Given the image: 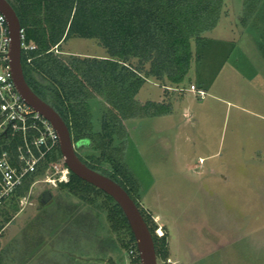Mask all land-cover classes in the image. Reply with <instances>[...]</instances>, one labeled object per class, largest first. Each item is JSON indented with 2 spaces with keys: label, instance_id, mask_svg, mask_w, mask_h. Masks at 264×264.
<instances>
[{
  "label": "rangeland",
  "instance_id": "1",
  "mask_svg": "<svg viewBox=\"0 0 264 264\" xmlns=\"http://www.w3.org/2000/svg\"><path fill=\"white\" fill-rule=\"evenodd\" d=\"M243 16L244 0H223L217 26L192 44L185 82L165 88L150 78L135 97L140 108L163 104L169 113L140 111L114 142L155 233L167 234L168 264H264V4ZM58 53L108 57L98 40L83 38ZM90 107L99 131L109 106L97 98ZM47 191L52 197L42 206ZM28 196L16 213L12 199L0 206V226L11 218L0 243L12 257L0 264H126L125 236L112 230L103 197L88 203L40 184Z\"/></svg>",
  "mask_w": 264,
  "mask_h": 264
},
{
  "label": "trees",
  "instance_id": "2",
  "mask_svg": "<svg viewBox=\"0 0 264 264\" xmlns=\"http://www.w3.org/2000/svg\"><path fill=\"white\" fill-rule=\"evenodd\" d=\"M7 1L19 18L25 43L35 46L33 51L21 53L29 87L65 121L74 144L100 153L77 155L129 194L152 234L157 262L168 264L167 234L159 237L155 233L157 226L151 215L140 206L138 182L121 163L122 150L114 142L124 136L126 119L139 117L143 111L149 117L169 113L163 104L161 111L149 112L150 105L140 108L135 97L150 78L165 88H171L168 83L177 88L185 82L191 68L192 44L202 41L204 34L217 26L223 0ZM261 4L264 0H244L243 19L251 18ZM71 38L98 40L108 57L61 56L58 48ZM97 98H104L109 106L99 131L93 129L90 110V101ZM58 156H62L61 151ZM104 163L111 170L104 168ZM30 185L31 180L12 199L15 213L19 198ZM59 188L88 203L93 197H103L112 230L125 236L122 248L138 252L129 222L112 197L72 172L69 182ZM10 220L6 218L5 225Z\"/></svg>",
  "mask_w": 264,
  "mask_h": 264
},
{
  "label": "built area",
  "instance_id": "3",
  "mask_svg": "<svg viewBox=\"0 0 264 264\" xmlns=\"http://www.w3.org/2000/svg\"><path fill=\"white\" fill-rule=\"evenodd\" d=\"M10 43L9 27L0 13V206L16 197L30 180V189L19 198L20 202L27 200L28 193L36 185L58 188L68 183L71 173L63 157L58 156L61 151L59 134L23 99L15 86L9 58ZM34 49L33 44L25 43L21 29V53ZM159 231L158 236H163ZM126 264H142L139 251L130 249Z\"/></svg>",
  "mask_w": 264,
  "mask_h": 264
},
{
  "label": "water",
  "instance_id": "4",
  "mask_svg": "<svg viewBox=\"0 0 264 264\" xmlns=\"http://www.w3.org/2000/svg\"><path fill=\"white\" fill-rule=\"evenodd\" d=\"M0 13L5 16L10 43V66L15 86L23 99L39 114L45 117L57 131L60 137L62 157L69 170L81 180L102 190L112 197L126 216L137 243L142 264H158L152 234L143 219L137 205L129 194L115 181L89 168L77 155L71 133L61 116L46 102L40 99L29 87L23 73L21 61V24L19 18L7 0H0ZM51 193L45 192L41 205L48 204Z\"/></svg>",
  "mask_w": 264,
  "mask_h": 264
},
{
  "label": "crops",
  "instance_id": "5",
  "mask_svg": "<svg viewBox=\"0 0 264 264\" xmlns=\"http://www.w3.org/2000/svg\"><path fill=\"white\" fill-rule=\"evenodd\" d=\"M175 89V88H174ZM199 91H201V90H199ZM203 92V91H202ZM45 206V205H44ZM7 225V224H6ZM6 225L2 228V229H0V236H2V233H3V231H4V229H5V227H6ZM1 245H0V259H4L5 257L7 258V257H9V258H12L11 256H8L7 255V253L5 252V244H3V241L0 243ZM21 247H22V252H21V256L20 257H22L23 258V255H24V252L27 250L26 248L27 247H23L22 245H21ZM23 253V254H22ZM27 258V257H26ZM2 260H0V262H1ZM23 261H24V259H23ZM23 261H21L20 260V262H21V264H23ZM7 263H9V264H14V261H9V262H7Z\"/></svg>",
  "mask_w": 264,
  "mask_h": 264
},
{
  "label": "flooded vegetation",
  "instance_id": "6",
  "mask_svg": "<svg viewBox=\"0 0 264 264\" xmlns=\"http://www.w3.org/2000/svg\"><path fill=\"white\" fill-rule=\"evenodd\" d=\"M74 145H75V148L77 150V153H79L78 149H82L83 148V145H76V144H74Z\"/></svg>",
  "mask_w": 264,
  "mask_h": 264
},
{
  "label": "bare ground",
  "instance_id": "7",
  "mask_svg": "<svg viewBox=\"0 0 264 264\" xmlns=\"http://www.w3.org/2000/svg\"><path fill=\"white\" fill-rule=\"evenodd\" d=\"M161 231V230H160Z\"/></svg>",
  "mask_w": 264,
  "mask_h": 264
}]
</instances>
